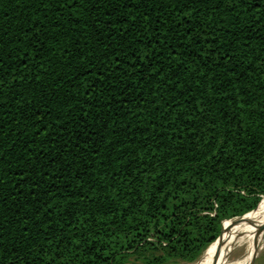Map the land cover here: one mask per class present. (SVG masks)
<instances>
[{
    "label": "trees",
    "instance_id": "obj_1",
    "mask_svg": "<svg viewBox=\"0 0 264 264\" xmlns=\"http://www.w3.org/2000/svg\"><path fill=\"white\" fill-rule=\"evenodd\" d=\"M264 203V0H0V264H194Z\"/></svg>",
    "mask_w": 264,
    "mask_h": 264
},
{
    "label": "bare ground",
    "instance_id": "obj_2",
    "mask_svg": "<svg viewBox=\"0 0 264 264\" xmlns=\"http://www.w3.org/2000/svg\"><path fill=\"white\" fill-rule=\"evenodd\" d=\"M264 222V203L261 208H257L255 211L247 214L242 221V228L238 231V235L231 237L228 240L222 242L226 230L224 232L223 238L221 240V244L218 247V257L214 258H204L200 264H227V253L234 245L238 246L244 242H248L250 244V250L247 258L238 264H249L251 261V257L255 251V243L259 240V236H257V227ZM219 244V243H218ZM216 244V245H218ZM217 247V246H216ZM216 251V253H217Z\"/></svg>",
    "mask_w": 264,
    "mask_h": 264
},
{
    "label": "rangeland",
    "instance_id": "obj_3",
    "mask_svg": "<svg viewBox=\"0 0 264 264\" xmlns=\"http://www.w3.org/2000/svg\"><path fill=\"white\" fill-rule=\"evenodd\" d=\"M241 219L242 218H236V219L230 220L228 222V225L226 227L227 230H226V233H225V236H224L222 242L225 241V240L230 239L231 237H234V236L238 235L237 234L238 231L242 228V221L243 220L241 221ZM218 247H219V244L215 245L213 247H210L202 255V257L199 259V261H197L194 264H200L201 261L204 258H206V257L210 258V259L214 258L216 256V251H217ZM249 250H250V244L248 242H244V243L236 246L232 250L230 255L228 256L227 264H238V262L240 263L241 261L245 260L247 258V256H248V254H249ZM256 251L258 252V256L254 260L253 264H264V233H262L259 236L258 247H257ZM180 264H186V263H180Z\"/></svg>",
    "mask_w": 264,
    "mask_h": 264
},
{
    "label": "water",
    "instance_id": "obj_4",
    "mask_svg": "<svg viewBox=\"0 0 264 264\" xmlns=\"http://www.w3.org/2000/svg\"><path fill=\"white\" fill-rule=\"evenodd\" d=\"M246 215H247V214H246ZM246 215H245V216H246ZM245 216L242 217L241 221L243 220V218H244ZM241 221H240V222H241ZM228 222H229V221H228ZM235 226H236V225H235ZM225 230H227L226 227L224 228L222 234H224ZM256 233H257V236H260L262 233H264V222H263L261 225H259V226L257 227V231H256ZM222 236H223V235H222ZM221 240H222V237H221L220 240H219V246H220V244H221ZM235 247H236V245H234L232 248H230V250H229L228 253H227V259H228V256L230 255V253L232 252V250H233ZM257 247H258V241L255 243V248L257 249ZM256 249H255V251H254V253H253L252 257H251V261H250L249 264H253L254 260H255V259L257 258V256H258V252L256 251ZM217 257H218V251H217V253H216V258H217Z\"/></svg>",
    "mask_w": 264,
    "mask_h": 264
}]
</instances>
